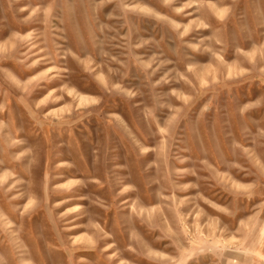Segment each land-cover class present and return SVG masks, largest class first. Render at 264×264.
<instances>
[{
  "label": "rangeland",
  "instance_id": "rangeland-1",
  "mask_svg": "<svg viewBox=\"0 0 264 264\" xmlns=\"http://www.w3.org/2000/svg\"><path fill=\"white\" fill-rule=\"evenodd\" d=\"M0 264H264V0H0Z\"/></svg>",
  "mask_w": 264,
  "mask_h": 264
}]
</instances>
